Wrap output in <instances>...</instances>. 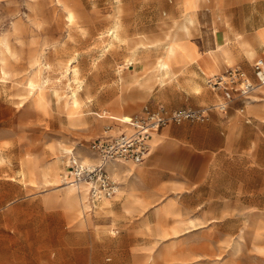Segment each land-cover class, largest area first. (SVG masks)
Masks as SVG:
<instances>
[{
    "label": "rangeland",
    "instance_id": "obj_1",
    "mask_svg": "<svg viewBox=\"0 0 264 264\" xmlns=\"http://www.w3.org/2000/svg\"><path fill=\"white\" fill-rule=\"evenodd\" d=\"M69 1L78 18L53 0H0V39L7 33L17 48V73L0 74V264H264V245L258 251L252 243L255 234L264 235V195L227 196L224 209L188 207L178 216L180 222L169 217L163 223L137 211V191H122L135 163L109 167L120 187L106 207L105 198L93 206L88 191L82 195L68 191L72 185H57V174L66 172L68 151L90 162V143L104 126L114 122L123 127L110 113L120 117L148 111L118 112L108 104L125 108L160 87L158 63L166 35L184 22L125 19L133 15L129 0ZM117 21L123 36L114 43L110 33ZM155 29L167 34L155 36ZM45 43L50 50L51 44L61 43L58 59L63 62L76 57L83 84L77 109H63L56 96L39 99L27 83L40 70L36 58ZM134 52L137 73L128 81L125 67ZM172 71L171 63L164 77ZM49 73L57 71L53 67Z\"/></svg>",
    "mask_w": 264,
    "mask_h": 264
},
{
    "label": "crops",
    "instance_id": "obj_2",
    "mask_svg": "<svg viewBox=\"0 0 264 264\" xmlns=\"http://www.w3.org/2000/svg\"><path fill=\"white\" fill-rule=\"evenodd\" d=\"M53 1L65 14L74 10L78 18V11L69 0ZM127 3L132 5L133 15L125 19H148L155 23L168 17L170 22L183 20L181 25L176 23L170 28L171 38L167 43L173 37L184 43L177 46L171 62L173 71L164 77L160 87L154 86L148 97L145 94L139 97L138 92V101L125 108L109 103L113 111H150L159 107L172 111L211 106L223 98L207 86L208 78L231 65L241 66L254 78L253 63L259 60L264 66V0H129ZM187 13H193L194 23L184 31ZM162 30L155 29L154 35L167 34ZM133 63L125 67L129 71L128 81L137 73L133 72L136 68ZM263 89L264 85L250 101L236 98L225 111L211 109L204 121L172 122L154 132L148 155L135 163L128 182L122 186V191H137V211L148 219L157 216L163 223L169 217L180 222L178 216L188 207H202L209 212L220 205L224 209L227 196L264 195ZM89 150L92 153L90 147ZM92 156L91 160L93 153ZM116 165L127 163H109L108 167L115 170ZM46 173L49 174L47 170ZM60 175L61 171L56 177L58 186H80L62 185ZM205 219H219V216ZM255 227L260 229L259 221Z\"/></svg>",
    "mask_w": 264,
    "mask_h": 264
},
{
    "label": "built area",
    "instance_id": "obj_3",
    "mask_svg": "<svg viewBox=\"0 0 264 264\" xmlns=\"http://www.w3.org/2000/svg\"><path fill=\"white\" fill-rule=\"evenodd\" d=\"M252 67L254 78L241 66L231 65L207 79V86L222 95V101L217 104L184 107L170 112L164 108L146 111L121 119L126 125L121 131L116 130L111 123L105 125L103 133L90 143L94 159L85 162L72 152L69 153L64 176L75 184H87L93 206L103 198L113 197L120 186L109 170V163H140L148 155L152 134L169 123L204 121L213 108L225 111L236 98L250 101L255 91L264 85L262 62L255 61Z\"/></svg>",
    "mask_w": 264,
    "mask_h": 264
},
{
    "label": "bare ground",
    "instance_id": "obj_4",
    "mask_svg": "<svg viewBox=\"0 0 264 264\" xmlns=\"http://www.w3.org/2000/svg\"><path fill=\"white\" fill-rule=\"evenodd\" d=\"M68 17L70 20H72L74 18L73 12H70ZM185 20H186V22L183 25L184 27L182 29L184 31H188L189 26L194 23L193 13H187L185 15ZM121 24L122 23L117 21V22H115V24L113 25V27L111 29L110 36H111V39L114 43H115V41L119 42L122 39L123 34L121 36L120 30L122 32L121 27L123 25H121ZM12 26L15 28H20V26L14 25L13 22H12ZM170 38H171L170 35H166L167 40H170ZM110 42H111V40H110ZM122 42H124V40ZM183 43H184L183 41L173 37V41L168 42L165 45L164 58L161 59L158 63V68L161 71V74L159 77L161 83L164 80L163 78H164L165 71L167 72L170 69V64H171L172 58L175 56V54H177V52H176L177 46L180 44L182 45ZM60 45H61V43L51 44L52 49L50 50L49 48H47L49 46V43L44 44V47L41 49L39 55L36 58V61H38L39 64H41L40 70L38 69L39 72L35 76L27 79V83L32 88L36 89L39 99H42V98L48 97V96H56L58 101L60 102V105L63 107V109L74 110V109L78 108V100L81 99V98L79 99V94L83 90V84H82V82H80L82 79L79 80L80 79V77H79L80 67H79V64L75 63L77 61V60H75L76 57H72V58L66 60V62H63V61H61V59L60 60L58 59V55L64 51V49L62 47H60ZM16 49L12 45L11 39L8 36V34L7 33L3 34L1 36V39H0V74H2L4 77H9L12 73H17L16 72L17 71L16 63H15L16 59H17ZM135 52H134V55L128 59L127 64L135 61ZM50 57L55 58V61L50 60ZM53 67L57 71L55 76H52L49 73L50 69H52ZM72 81L75 82L76 86L71 85ZM64 89H67V91H68V94H67L68 100H66V95L64 94V91H63ZM200 89H201V87H200ZM200 89L197 88L198 91H200ZM87 94H89V93H87ZM80 97H81V94H80ZM100 117H104V115L100 114ZM110 117L117 118V119L119 118L120 120L121 119L123 120V119H127L129 117V115L123 114L122 116L119 117V116H116V115H113L112 113H110ZM121 123H122L123 127L122 128H116L115 127L116 130L121 131V130L126 128V125L123 122H121ZM83 159H84V161H86L87 157L83 156ZM111 164L114 165V162ZM50 172H51V176L53 178V182L55 184V179L53 176L54 173H53L52 168H51ZM60 183L62 185L73 184V185L78 186V184L71 182L70 178L65 177L63 174L60 175ZM79 185H80L79 187H72L68 191L78 190V191H81L82 195H86L87 194V184L83 183L82 185L81 184H79ZM66 187H71V186L68 185ZM103 203L106 207V205L109 203V200L107 198H105ZM112 230H114V229H112ZM252 243L254 246V250L260 251L259 247L264 245V235L255 234V236H253V238H252Z\"/></svg>",
    "mask_w": 264,
    "mask_h": 264
}]
</instances>
